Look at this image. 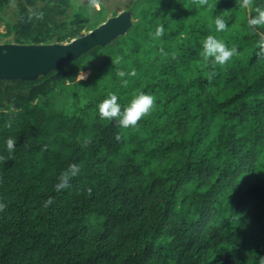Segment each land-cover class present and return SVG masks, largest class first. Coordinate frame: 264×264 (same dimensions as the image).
<instances>
[{
    "label": "trees",
    "instance_id": "trees-1",
    "mask_svg": "<svg viewBox=\"0 0 264 264\" xmlns=\"http://www.w3.org/2000/svg\"><path fill=\"white\" fill-rule=\"evenodd\" d=\"M93 2L0 0V42H69L107 20ZM126 10L131 27L107 45L35 80L0 79V264H264V24H248L264 0ZM208 35L238 54L206 60ZM141 91L155 104L135 126L101 118L109 93L123 106Z\"/></svg>",
    "mask_w": 264,
    "mask_h": 264
},
{
    "label": "water",
    "instance_id": "water-1",
    "mask_svg": "<svg viewBox=\"0 0 264 264\" xmlns=\"http://www.w3.org/2000/svg\"><path fill=\"white\" fill-rule=\"evenodd\" d=\"M132 22L131 11L125 10L69 42L49 44L0 42V79H38L71 62L96 45L105 46L119 35L126 34Z\"/></svg>",
    "mask_w": 264,
    "mask_h": 264
},
{
    "label": "clouds",
    "instance_id": "clouds-1",
    "mask_svg": "<svg viewBox=\"0 0 264 264\" xmlns=\"http://www.w3.org/2000/svg\"><path fill=\"white\" fill-rule=\"evenodd\" d=\"M248 0H245L247 4ZM43 13H39L38 18H42ZM216 31H224L228 27L225 19L220 15H216L214 18ZM250 26L258 24H264V10H258V15L248 20ZM163 34V29L158 28L154 33V37H160ZM203 57L211 59L214 64L224 65L231 60V58L238 54V49L235 46L229 47L226 42L221 41L213 35H208L202 44ZM120 77L135 76V70L130 73L123 71L119 72ZM122 84L127 86L128 80L123 79ZM155 104V98L148 92L141 91L134 94L130 101L126 105H121L120 97L112 92L109 93L105 99L99 104L98 111L101 118L116 120L120 127L128 128L135 126L139 120L147 115ZM119 139V137H117ZM17 140L8 138L6 141V149L9 153H13L16 149ZM79 167L75 164L69 166V169L63 172L58 178L56 184V191H60L64 188L69 187L70 180L72 177L77 175ZM3 205H0L2 208Z\"/></svg>",
    "mask_w": 264,
    "mask_h": 264
},
{
    "label": "rangeland",
    "instance_id": "rangeland-1",
    "mask_svg": "<svg viewBox=\"0 0 264 264\" xmlns=\"http://www.w3.org/2000/svg\"><path fill=\"white\" fill-rule=\"evenodd\" d=\"M94 2V7L96 9H100L101 8V2L103 4L106 5V7L108 8V14H107V19L113 17V11H117V13H121L122 11L126 10V5L129 3V0H93ZM117 14V15H118ZM0 31L2 32H6V27L4 24L0 25ZM87 33L86 31L83 32V34ZM82 34V35H83ZM6 39H12V36L8 37V38H3L1 41V43H6L4 42ZM14 43V42H12ZM91 70H85V71H81L78 74V78L77 79H85L88 77V75L90 74Z\"/></svg>",
    "mask_w": 264,
    "mask_h": 264
}]
</instances>
